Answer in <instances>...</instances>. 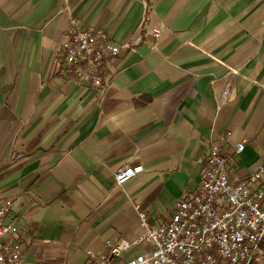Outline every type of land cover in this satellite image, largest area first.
<instances>
[{
	"label": "crops",
	"instance_id": "crops-1",
	"mask_svg": "<svg viewBox=\"0 0 264 264\" xmlns=\"http://www.w3.org/2000/svg\"><path fill=\"white\" fill-rule=\"evenodd\" d=\"M71 17L133 48L102 89L58 74ZM220 138L233 179L264 166V0H0V201L20 264H89L140 233L134 204L167 220ZM127 163L143 171L115 184Z\"/></svg>",
	"mask_w": 264,
	"mask_h": 264
},
{
	"label": "built area",
	"instance_id": "built-area-1",
	"mask_svg": "<svg viewBox=\"0 0 264 264\" xmlns=\"http://www.w3.org/2000/svg\"><path fill=\"white\" fill-rule=\"evenodd\" d=\"M144 21L147 16H144ZM158 35V30L154 29ZM128 44L114 42L101 27H84L71 17L67 37L55 57L58 74L78 85L102 89L107 83L106 62ZM235 151L244 144L238 142ZM230 155L222 138L209 139L195 191L174 203L167 220L149 221L147 212L134 208L140 233L132 240L105 241L106 252L90 254L89 264H253L264 261V187L258 182L264 166L240 179L228 169ZM143 171L142 164H123L113 173L121 185ZM12 200L0 201V264H20L19 244L9 241L16 225L7 220ZM133 247H140L131 252Z\"/></svg>",
	"mask_w": 264,
	"mask_h": 264
},
{
	"label": "trees",
	"instance_id": "trees-1",
	"mask_svg": "<svg viewBox=\"0 0 264 264\" xmlns=\"http://www.w3.org/2000/svg\"><path fill=\"white\" fill-rule=\"evenodd\" d=\"M261 249H262V252L264 254V242L261 244Z\"/></svg>",
	"mask_w": 264,
	"mask_h": 264
}]
</instances>
